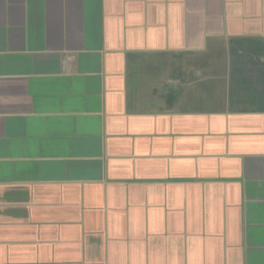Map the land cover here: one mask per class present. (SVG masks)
Returning <instances> with one entry per match:
<instances>
[{
    "label": "crops",
    "instance_id": "obj_1",
    "mask_svg": "<svg viewBox=\"0 0 264 264\" xmlns=\"http://www.w3.org/2000/svg\"><path fill=\"white\" fill-rule=\"evenodd\" d=\"M0 264H264V0H0Z\"/></svg>",
    "mask_w": 264,
    "mask_h": 264
}]
</instances>
